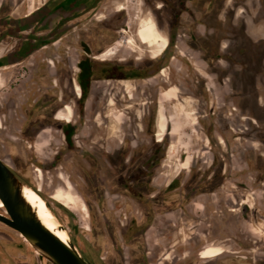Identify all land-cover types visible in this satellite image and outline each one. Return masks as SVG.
I'll use <instances>...</instances> for the list:
<instances>
[{
    "label": "rangeland",
    "instance_id": "obj_1",
    "mask_svg": "<svg viewBox=\"0 0 264 264\" xmlns=\"http://www.w3.org/2000/svg\"><path fill=\"white\" fill-rule=\"evenodd\" d=\"M62 1L0 0V23L5 24H0V58L6 64L0 68V158L45 199L94 264H264V74L255 81L252 74L246 82L239 78L235 65L245 45L231 43L230 75L223 81L217 67L211 69L187 44L182 28L163 73L125 83L127 91L111 80L92 83L85 117L80 119L77 108L72 111L70 119L79 129L74 148L67 149L61 130L49 125L47 110L37 105L44 107L54 93L75 109L79 96L73 79L84 58L142 67L157 61L170 43L168 29L158 24L160 1L149 6L148 0H99L89 11L93 0H86L58 14L54 6ZM229 9L236 26L248 23L252 40L264 38V0H232ZM148 19L167 40L158 56L156 47L137 36ZM142 29L153 41L150 30ZM201 79L209 89L203 99L193 93L199 94L195 85ZM65 84L70 94L63 97ZM170 89L177 93L167 94ZM159 116L162 142L156 135ZM143 149L147 157L156 149L159 159L153 177L145 180L150 187H133L148 203H138L124 189L130 190L123 184L130 172L115 166L121 150L130 167L127 160L139 158L136 153ZM173 182L177 189L171 191ZM57 189L76 197L74 212L53 199ZM60 193L75 199L61 190L54 197ZM0 208L6 215L2 202ZM224 216L236 222L230 233L220 242L207 240ZM130 227L136 231L128 232ZM142 227L146 231L138 234ZM215 243L223 254L203 257ZM0 264L51 263L0 222Z\"/></svg>",
    "mask_w": 264,
    "mask_h": 264
},
{
    "label": "flooded vegetation",
    "instance_id": "obj_2",
    "mask_svg": "<svg viewBox=\"0 0 264 264\" xmlns=\"http://www.w3.org/2000/svg\"><path fill=\"white\" fill-rule=\"evenodd\" d=\"M92 1V0H90ZM150 1L149 6H153ZM153 1H160L161 5L156 6L158 10H161L162 16H158V24L161 27H166L168 29V40H169V47H167V51L162 53L161 57L157 59V61L153 62L152 64H149L147 66L139 67L134 63H122L121 60L119 61H111L106 63H97L95 61H92L89 58H84L83 60L89 59L91 61V86L92 83L95 80H111L113 82H116V85L119 86V84H122L121 86H125L124 90L127 91L125 83H131L136 81H147L151 78L156 77L159 73H163V71L166 68L167 64V58L170 52L176 47V41L179 37V32L182 28L186 30V36H187V44L193 45L200 53L201 59L208 63V65L213 69L214 67H217L216 75L217 78L222 79L225 81V79L229 78L230 75V62H231V53L233 51L230 50L231 43H241L244 44V47H241L240 49V55H242V58H240V61L237 62L235 66H239V78L243 82H246V75H253L254 81L255 78L259 75L264 74V38L261 40H252V38L249 36L250 34L247 33V27L248 23L244 20L241 21L239 24H235V21H231L230 18V9L229 4L232 0H153ZM86 2V0H63L58 5L54 6V11L58 14H64L73 9V6L78 4ZM99 4V0H93L92 6L89 8V11L95 10L97 5ZM32 16V15H31ZM0 24L5 25L4 21H2ZM146 26L153 37V41H147L142 36V27ZM4 27V26H3ZM200 28H204L202 32H200ZM137 36L139 41L147 45L148 47H156L157 51L156 54L162 52L166 48L167 40L166 38L159 32L155 22L151 19L146 20L145 22L141 23L137 30ZM250 52H254L250 54ZM155 55V56H158ZM254 55L253 57V63L250 60V56L248 55ZM103 55H106L104 53ZM16 59V58H14ZM96 59V58H95ZM172 59V57H170ZM245 59H248V64H246ZM82 60V61H83ZM0 62L3 65H0V68L5 67V62L0 58ZM81 62V61H80ZM222 65V66H220ZM249 66V68H246V66ZM248 71V73H247ZM80 68L79 72L76 74V78L73 79V88L76 92V94L79 96L78 100L75 101L74 108L71 109V106L62 104L64 99L59 97L58 95L52 94L51 98L48 99L46 102V105L42 107L41 105H37L38 108H43L47 110V122H49V125L51 127H57L61 130V133L63 134L65 145L67 149L74 148L73 145V138L77 135L79 127L72 121L71 114L72 111L76 113V108L79 113V117L84 118L85 117V107L86 103L89 97V94L85 101H83L84 97V90L82 86L79 83V75H80ZM170 76L168 79L170 80ZM201 81V82H200ZM168 81H166L167 83ZM198 85H195V89L199 94L196 93V91H193L194 96L198 98H205L206 92L209 90L206 87V83L201 80L199 82L197 81ZM223 85V84H222ZM62 96L68 95L69 92H67V85L62 86ZM65 89V93H64ZM91 89V88H90ZM177 93V89H170L167 94L169 93ZM244 91L240 90V93L243 94ZM127 96L122 94L121 98H125ZM131 97L128 96V99L126 101H129ZM64 102V101H63ZM244 101L240 100L238 107L240 108L242 103ZM247 105V103L245 102ZM130 105H126L128 107ZM259 107V106H258ZM70 110V111H69ZM66 113V115H65ZM33 116V113L31 114ZM160 116L157 118V142H162L163 137L165 136V132L163 129H161V121ZM36 126L33 125L31 128H34ZM2 127V122L0 119V128ZM39 128V127H38ZM71 135V138L69 137ZM71 139V141H69ZM159 147L163 150V145H159ZM156 150V149H155ZM153 151L152 155L150 157H147V155L144 153V149L138 151L136 153L139 158L133 160L131 157V160H127L131 162L132 165H129L130 167L126 166L124 164V159L121 156H124L123 153L125 151L121 150L118 154L120 156L118 158L120 163H116V167H121L122 173L129 171V175L126 180H124V185L127 186L129 189H127L125 186L124 189L129 193H131L134 196V200H136L138 203H148V199H144L143 193L136 194L134 193L133 187H136L135 185L141 184V187H150V181L149 178L153 177V171L155 167L159 165V159L155 157V152ZM160 150V151H162ZM171 150V148H170ZM61 152H58V156L54 159L56 161L59 160V156L61 155ZM135 155V153H132ZM154 154V155H153ZM146 155V156H144ZM158 155V154H157ZM132 156V155H131ZM188 160L184 163V168L188 167ZM122 173H120L118 176H121ZM67 188L70 190L72 187L69 182H66ZM173 187V189H170ZM168 189L176 190V183H171L168 185ZM64 191L68 194L70 193L75 199L73 201V204L69 201H66V203L70 206H67L66 204H62L66 209L71 210L72 212L75 211V207H77V199L76 197L69 191H65L63 189H57L54 191L52 197L54 199V195L58 191ZM132 196V197H133ZM151 198H154L152 196ZM55 200V199H54ZM56 201V200H55ZM72 205V206H71ZM72 208V209H71ZM1 209V208H0ZM85 210V208H83ZM220 224L221 227L217 228H211L207 234V240L211 241V238L214 237L216 239V242H220L223 237H225L230 231L232 230V227L236 222H234L233 218L224 216L223 219H221ZM219 225V224H218ZM241 227H244V225H241ZM131 228V229H130ZM129 228V231H136V229H133L132 227ZM146 231V228L142 227V229H139L137 231L138 234H141ZM128 232L125 234L127 235ZM24 239V238H23ZM25 240V239H24ZM214 245L208 247L202 252L203 253L206 250H213L214 252L220 253L218 256L223 254V250L220 246ZM216 256V257H218ZM204 257V256H203ZM216 257H209V259L216 258ZM86 260L87 258L84 257ZM206 258V257H205ZM89 260V259H88ZM87 260V261H88ZM91 264H94L89 260Z\"/></svg>",
    "mask_w": 264,
    "mask_h": 264
},
{
    "label": "water",
    "instance_id": "obj_3",
    "mask_svg": "<svg viewBox=\"0 0 264 264\" xmlns=\"http://www.w3.org/2000/svg\"><path fill=\"white\" fill-rule=\"evenodd\" d=\"M26 188L29 187L0 158V202L6 212V215L0 214V222L18 232L51 264H91L69 236L63 240L43 223L26 196Z\"/></svg>",
    "mask_w": 264,
    "mask_h": 264
},
{
    "label": "bare ground",
    "instance_id": "obj_4",
    "mask_svg": "<svg viewBox=\"0 0 264 264\" xmlns=\"http://www.w3.org/2000/svg\"><path fill=\"white\" fill-rule=\"evenodd\" d=\"M142 36L144 37L145 40L151 41L150 39V33L142 29L141 32ZM70 111V110H69ZM26 196L33 205L34 209L38 211V214L43 221V223L51 230L53 231L56 235H58L61 239L67 240L68 239V233L62 229V226L60 225V222L58 219L53 215L51 212L48 204L46 203L45 199L39 195L36 191L30 188H26ZM54 199L62 204H66V200L70 201V204L72 200L67 196L65 197L64 194H58L57 196L54 197ZM72 206V205H71ZM70 207V206H69ZM4 209V207H3ZM72 209V208H71ZM26 241V240H25Z\"/></svg>",
    "mask_w": 264,
    "mask_h": 264
},
{
    "label": "trees",
    "instance_id": "obj_5",
    "mask_svg": "<svg viewBox=\"0 0 264 264\" xmlns=\"http://www.w3.org/2000/svg\"><path fill=\"white\" fill-rule=\"evenodd\" d=\"M0 65L3 64L0 62ZM78 67L81 70L79 75V83L84 90L83 101H85L91 88V61L89 59L83 60L79 63ZM69 137L71 138V135H69ZM69 141H71V139H69Z\"/></svg>",
    "mask_w": 264,
    "mask_h": 264
},
{
    "label": "crops",
    "instance_id": "obj_6",
    "mask_svg": "<svg viewBox=\"0 0 264 264\" xmlns=\"http://www.w3.org/2000/svg\"><path fill=\"white\" fill-rule=\"evenodd\" d=\"M219 255V253H217V254H213V253H211V252H209V251H205L204 253H203V256H206V258H209V257H216V256H218Z\"/></svg>",
    "mask_w": 264,
    "mask_h": 264
}]
</instances>
